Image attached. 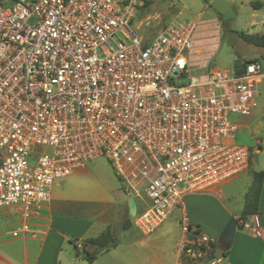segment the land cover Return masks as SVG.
Instances as JSON below:
<instances>
[{
    "label": "built area",
    "instance_id": "1",
    "mask_svg": "<svg viewBox=\"0 0 264 264\" xmlns=\"http://www.w3.org/2000/svg\"><path fill=\"white\" fill-rule=\"evenodd\" d=\"M143 0H16L0 4V210L12 238L36 239L57 179L103 156L136 202L147 235L179 210L180 257L232 264L192 226L188 194L213 195L247 171L234 115L251 116L261 62L199 65L197 21L158 31ZM139 199V201L136 200ZM238 224L257 236L256 216Z\"/></svg>",
    "mask_w": 264,
    "mask_h": 264
},
{
    "label": "rangeland",
    "instance_id": "2",
    "mask_svg": "<svg viewBox=\"0 0 264 264\" xmlns=\"http://www.w3.org/2000/svg\"><path fill=\"white\" fill-rule=\"evenodd\" d=\"M15 1L0 0V4L11 6ZM143 3L139 10V18L149 19L148 29L152 32H158L165 23L173 19H177V21H197L195 43L196 45L200 44L204 51V53L198 51L199 53L195 56L196 60L200 61L199 65L209 66L212 70L233 69L237 60H241V63H243L257 59L261 62L264 72V61L262 60L264 49L246 43L236 34V31L250 34L263 33L262 16L259 10L254 11V7L258 4L257 0H143ZM257 90V107L253 114L251 116H233V120L241 124L236 132V139L241 144L248 146L251 153L247 171L235 178L230 183L229 189H226L227 194L230 190L240 192V197L232 196L228 201L220 202H216L213 197L208 195H186L183 199L190 223L202 233L217 240L215 249L218 252L224 251L225 241L223 239L218 240L219 237L208 230H215L214 227L217 229L223 223L228 224L229 220L226 221L222 206L231 205L232 208L238 209L243 203L241 192L247 190L251 182L252 171L261 170L264 164V77L258 84ZM50 194L53 199H61L60 201H54L58 206H61V212L68 215V218L75 216L82 219L81 217H83L87 220L86 222L91 221L92 226L88 231V235L97 233L101 227L106 225L111 226L112 224L118 227V211L122 207H124V221L128 220L131 227L125 228L123 221L122 229L116 228L115 237L117 241L122 242L130 237L133 238L136 236L135 234H140L134 228V216L131 217L128 213L127 198L130 194L116 176L111 160L108 158L101 156L89 162L86 170L55 180L51 185ZM223 195L216 193L215 197H222ZM136 200L139 201L137 198ZM2 214H5V211L0 210V226L6 227L7 224L15 220L12 216L3 217ZM174 214L178 216L180 211L177 209ZM193 216L199 219L200 224L191 220ZM250 217V215H246L244 219L250 222ZM165 222L166 220L162 225ZM165 224L164 227L168 230L173 227V224ZM12 227H15V225ZM237 227L240 228L236 221L234 229L238 231ZM11 228H3L4 230L1 231ZM178 228L180 227H175L172 231L177 233L180 230ZM10 237L7 234H0V241H3L0 243V253L20 252V249L16 247V244L20 241H6ZM39 237L41 235L37 234L38 239ZM69 237L72 238L70 235ZM154 237L156 238V244L152 245V248L130 249L119 246L117 251L123 256L131 257L132 254L137 259L136 263L139 260L146 259L151 254L150 250L159 249L166 254V257H170L173 241L168 239V235H163L161 240L157 237V233L154 234ZM38 239L26 241L29 246H34L35 253L39 246ZM67 246L68 242L64 239L62 251H65ZM224 256L227 259L229 254H226L225 251Z\"/></svg>",
    "mask_w": 264,
    "mask_h": 264
},
{
    "label": "crops",
    "instance_id": "3",
    "mask_svg": "<svg viewBox=\"0 0 264 264\" xmlns=\"http://www.w3.org/2000/svg\"><path fill=\"white\" fill-rule=\"evenodd\" d=\"M257 2L258 4L254 7V11L256 12L257 10H259L262 16L261 17L262 23L264 24V0H257ZM262 32H263L262 34H264V28ZM196 46L198 51H202L204 53V51L202 50V46L200 44H197ZM236 141L239 142L237 139ZM261 170L264 172V164ZM251 180H252V175H251ZM232 181H230L229 183L225 184L223 187L220 188L218 194L221 195L224 194L222 197H215V194L208 196L213 197V199L216 202L228 201L229 198H231L232 196L240 197L239 196L240 192L230 190L228 191V194L226 193L227 192L226 189L227 188L229 189V185ZM246 191L247 190L245 191L243 190V192H241L243 203L238 209L232 208L231 205L222 206V209L226 216V221L229 220L228 224L233 219H236V221L238 222L237 219L239 218V215L244 206V197ZM188 195L205 196L207 194H188ZM128 199L129 197L127 198V200ZM54 200L60 201L61 199H53L50 197V201L42 209L41 219L36 225V228L39 234L41 235V237H39V239L38 238L20 239V238L10 237V239L6 241L8 242L20 241V243L16 244V247L20 249V252L0 253V264H135L136 263L135 261L137 259H135V257H133L132 254L131 257L127 255L123 256V254L117 251V248L119 246L130 249L131 248L143 249L145 247H151L152 245L156 244V240H155L156 236L154 237V234L156 233H157V237L160 240L161 237H163V235L166 236L168 235V239L173 241L172 253L170 254V257L169 256L166 257L165 256L166 254L159 249L150 250L151 254L147 256L146 259L137 261L136 264H187L180 257L179 254V243L181 240V231L179 230L180 228H178L179 231L177 233L172 231L173 228L179 227L178 225L179 215L177 216L174 214L175 210L171 213V215L167 218L165 222L167 224L168 223L173 224V227L171 229L169 230L166 229V227H164V225L166 224L164 223L159 228H157V230H155L150 234L144 235L138 231L140 233L139 235L135 234L136 236H134L133 238L130 237L129 239L120 242L117 241V238L115 237L116 236L115 232H116V228L122 229L121 227H123L122 222L125 219L124 207H122L118 211V221H117V223H119L118 227L113 226L112 224L111 226L106 225L101 227L97 231V233L93 235H88V231L92 226L91 221L86 222L87 220H85L83 217H81L82 219H78V217L75 216H71V218H68L69 216L61 212L60 210L61 206H58ZM63 214L64 216H62ZM2 216L6 217L3 214ZM250 216H251L250 217L251 220L249 223L252 224L253 216H256L260 226L264 230V175L261 182L260 194L257 203V213L252 214ZM191 220L197 221L196 223L200 224L198 222L199 219L194 216L191 217ZM16 222L17 221L14 220L13 222L7 224L6 227L0 226V231L3 228H7V227L11 228L13 225L16 224ZM228 224L225 225V223H223L221 224V226H219V228L216 229V227H214L215 230L212 229L208 231L218 236L220 239L224 229ZM107 228L110 230V233L113 236V241L111 243H108L105 246V249L99 250L97 249L96 246H93L92 244L89 243H85V239L96 237L100 233L105 231V229ZM134 228L136 227L134 226ZM237 228L239 230L237 231L236 229H234L231 240L229 241V243H227L224 246L223 252L225 253L226 251V254H229L226 261L232 264H264V233L262 236H257L253 232L243 229L241 226L240 228L239 227ZM11 229H8L6 231H1L0 234L8 235ZM69 235L72 236V238L69 237ZM37 239L39 241V246L35 253L34 246H29L27 244L28 242L26 241L37 240ZM64 239L67 240L68 246L67 248H65V251H62ZM211 239L214 240L216 244L217 240L214 238ZM2 242L3 241H0V243ZM72 249L73 251H71ZM76 251L78 252L80 251L79 255H76ZM84 252L93 253L94 258L91 261L86 260L83 257Z\"/></svg>",
    "mask_w": 264,
    "mask_h": 264
},
{
    "label": "trees",
    "instance_id": "4",
    "mask_svg": "<svg viewBox=\"0 0 264 264\" xmlns=\"http://www.w3.org/2000/svg\"><path fill=\"white\" fill-rule=\"evenodd\" d=\"M236 34L246 43L255 45L257 47H262L264 49V34H250V33H245L243 31H236ZM262 60L264 61V53L262 54ZM234 68L235 70L240 71L242 69V63L240 64L235 63ZM251 175H252V180L245 193L244 206L239 215L240 219L246 215H252L257 213V203L259 199L261 182L263 179L264 172L262 170L252 171ZM123 226L125 228L130 226L128 220L124 221ZM112 241H113V237L108 229L100 233L96 237L85 239V243L92 244L93 246H96L97 249L99 250L105 249V246L108 243H111ZM76 255H79L78 251H76ZM83 257L86 260L91 261L94 258V254L84 252Z\"/></svg>",
    "mask_w": 264,
    "mask_h": 264
},
{
    "label": "water",
    "instance_id": "5",
    "mask_svg": "<svg viewBox=\"0 0 264 264\" xmlns=\"http://www.w3.org/2000/svg\"><path fill=\"white\" fill-rule=\"evenodd\" d=\"M240 63H241V60H237L236 64H240ZM127 201H128V213L131 217H133L136 211V202L134 198H129ZM235 224H236V219H233L224 229L221 235V238L219 239V240L223 239L225 241L224 245L229 243V241L231 240L233 232H234Z\"/></svg>",
    "mask_w": 264,
    "mask_h": 264
}]
</instances>
